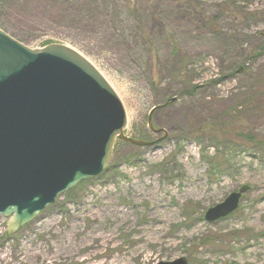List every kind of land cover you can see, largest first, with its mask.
Returning <instances> with one entry per match:
<instances>
[{
	"label": "rangeland",
	"instance_id": "374dc122",
	"mask_svg": "<svg viewBox=\"0 0 264 264\" xmlns=\"http://www.w3.org/2000/svg\"><path fill=\"white\" fill-rule=\"evenodd\" d=\"M29 1L27 9L0 0V29L32 50H74L121 102L126 137L162 138L147 129L153 108V127L167 137L148 148L115 146L111 172L69 200L62 195L12 236L0 217V264H264V163L253 147L264 146V53L248 60L251 36L264 35V0H112L123 7L125 33L134 14L143 26L163 22L155 41L137 50L60 21L61 9L42 16L46 9ZM205 19H214L219 37ZM177 48L190 58L187 74L170 66ZM237 63L247 72L228 75ZM215 134L225 152L217 170L209 160ZM242 187L237 211L205 222L208 209Z\"/></svg>",
	"mask_w": 264,
	"mask_h": 264
},
{
	"label": "water",
	"instance_id": "95a60500",
	"mask_svg": "<svg viewBox=\"0 0 264 264\" xmlns=\"http://www.w3.org/2000/svg\"><path fill=\"white\" fill-rule=\"evenodd\" d=\"M154 110L148 130L166 137L151 124ZM125 127L120 101L84 57L63 45L32 50L0 30V216L8 219L7 236L79 183L101 176L116 140L137 148L160 141L128 138ZM246 190L210 208L205 221L230 215Z\"/></svg>",
	"mask_w": 264,
	"mask_h": 264
},
{
	"label": "trees",
	"instance_id": "16d2710c",
	"mask_svg": "<svg viewBox=\"0 0 264 264\" xmlns=\"http://www.w3.org/2000/svg\"><path fill=\"white\" fill-rule=\"evenodd\" d=\"M76 1V4L74 3ZM112 0H35V4L38 5L41 8H44L46 10H43L41 12L42 16H47L50 12L48 9H54L58 10L61 9L62 14L59 15L58 19L64 23H68L70 25L74 26H80V30L86 33H91L97 36L98 40L102 38V40H111L118 45H120L121 48L126 49V46L132 50H137L138 48L141 49L143 47H147L150 43V39L148 38V35L144 34L143 31H145L147 34L152 31H154L155 28H151L149 25L145 26L147 28H143V25L140 23L136 22V19L138 18L135 16V20L129 21L127 24L128 30L125 33V28H124V18H123V7L121 6L120 2L113 3L111 2ZM20 2L23 4V6L27 9L31 6V3L29 0H20ZM72 3L75 8L71 10L70 4ZM3 2H0V11H2V5ZM44 14V15H43ZM194 14V13H193ZM245 13H238V16H244L246 18L252 19L253 17L251 15H244ZM237 17V15H234ZM48 17V16H47ZM172 17V16H171ZM49 18V17H48ZM126 20L129 18V14L126 13L125 15ZM141 22V17L139 18ZM236 19V18H235ZM135 21V22H134ZM204 23L207 24L209 28L212 27L214 30L213 33L215 35H218V33L215 32L217 31V25L214 24V19L211 20H204ZM81 24H84V26H81ZM133 25V26H132ZM136 25V27H135ZM149 28V29H148ZM2 31H4L1 28ZM6 33V32H5ZM127 34V38L129 39L130 42L126 45V39L125 35ZM12 37V36H11ZM106 37V38H105ZM245 37V36H243ZM13 38V37H12ZM246 38V37H245ZM253 39V42L255 43V52H253L249 57L248 60H253L256 59V57L259 56V54L264 53V35L261 34H256L251 36ZM256 38V41H255ZM15 39V38H14ZM244 42H247V40H244ZM244 42H240V45H243ZM222 43L226 44V41L223 39ZM229 46V45H227ZM231 48V47H229ZM171 57L173 56V62L171 63V68L173 71H175L178 74H187V67H190V58L184 54H182L179 49H173L170 52ZM233 58L231 57L230 60ZM236 64V63H235ZM235 71H232V73L235 74V72L240 71L241 66L235 65ZM231 71V70H230ZM242 74H245L247 72L246 68L243 67L241 69ZM174 76V74L172 75ZM175 79V78H174ZM185 81L182 79V84ZM182 84H180L182 86ZM185 85V84H184ZM197 87H193L192 91L189 93L193 92V89ZM213 141L216 143H219L218 145H214V154L213 156L209 159L210 164H212L214 169L222 168L224 164H221L223 161L222 158L224 156V153L220 151L221 148V142L220 139H217V134L215 136H211ZM248 138L252 140L250 136ZM257 145L253 146L255 149L262 151L261 154V159L260 161L264 163V146L262 142H256ZM226 144V143H225ZM120 145L121 147H125L127 149H134L135 147L128 146L125 144H122L120 142H117L115 146ZM114 146V148H115ZM227 148H224V151H227L229 149L228 144L226 145ZM114 155V152H113ZM126 158L127 163L131 162V159L128 158H134V155L131 156H124ZM134 160V159H133ZM112 168H108L107 171L104 173V177L107 173L111 172ZM102 176V177H103ZM100 177V179L102 178ZM94 181H99V178L96 180H90L86 182L80 183L75 189H72L71 191L67 192L64 194V197L66 200H69L73 195L76 194V191L83 187L86 183H91Z\"/></svg>",
	"mask_w": 264,
	"mask_h": 264
},
{
	"label": "bare ground",
	"instance_id": "6f19581e",
	"mask_svg": "<svg viewBox=\"0 0 264 264\" xmlns=\"http://www.w3.org/2000/svg\"><path fill=\"white\" fill-rule=\"evenodd\" d=\"M170 17H171V16H170ZM173 17H174V16H172L171 19H172ZM152 18H154V17H152ZM169 22H170V21H169ZM169 24H170V23H169ZM167 25H168V24H167ZM149 26H150L151 28H155L154 31L151 30V32L148 33V34H147L145 31H143V33L146 34V35H148V38H149L150 41L153 43V42L155 41V38H154V37H155V36H158V34H159L158 30H159V31H162V29H164V28H163V22H160V23L157 24V25H156V23H154V24H149ZM157 26H158V27H157ZM143 28L145 29V28H147V27L143 26ZM148 29H149V28H148ZM152 39H154V40H152ZM240 71H241V69H240ZM238 72H239V71H238ZM228 75H233V76H234V73H232V71H230V73H229ZM115 95H116V94H115ZM118 100H119V99H118ZM120 103H121V102H120ZM121 105H122V104H121ZM164 106H167V105H164ZM122 109H123V107H122ZM153 109H156V108H153ZM151 110H152V109H151ZM154 111H155V110H154ZM154 111H153V112H154ZM123 112H124V109H123ZM124 115H125V119H126V114H125V112H124ZM219 127H221V126H219ZM125 129H126V127H125ZM147 129H148V124H147ZM141 141H143V140H141ZM117 142H119V141L116 140L115 143H114V146H115V144H116ZM143 142H144V141H143ZM153 145H155V144H152V146H153ZM114 146H113V147H114ZM152 146H149V147H152ZM141 148H148V147H141ZM141 148H140V149H141ZM112 152H114V148H113ZM96 179H97V178H93V179H90V180H96ZM90 180H86V181H90ZM86 181H85V182H86ZM64 194H66V193H64ZM64 194H63V196H64ZM228 197H229V196H228ZM228 197H227V198H228ZM227 198H226V199H227ZM56 201H57V200H56ZM219 204H220V203H219ZM52 206H53V205H52ZM236 206H237V205H236ZM50 207H51V206H50ZM48 208H49V207H48ZM238 209H239V206H237V210H238ZM40 214H41V213H40ZM40 214H39V215H40ZM39 215H38V216H39ZM204 215H205V214H204ZM38 216H36V217H38ZM36 217H35V218H36ZM35 218H34V219H35ZM202 218H204V216H203ZM204 220H205V218H204ZM31 222H32V221H31ZM31 222H30V223H31ZM184 260H185V259H184ZM185 261H186V260H185ZM186 262H187V261H186ZM187 263H188V262H187ZM188 264H189V263H188Z\"/></svg>",
	"mask_w": 264,
	"mask_h": 264
}]
</instances>
